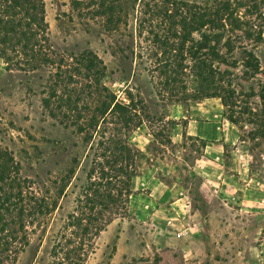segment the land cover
Masks as SVG:
<instances>
[{
  "label": "rangeland",
  "instance_id": "1",
  "mask_svg": "<svg viewBox=\"0 0 264 264\" xmlns=\"http://www.w3.org/2000/svg\"><path fill=\"white\" fill-rule=\"evenodd\" d=\"M43 1L55 49L67 54L91 51L104 68L103 85L124 103L129 99L132 103L143 102L138 105L143 124L131 134V141L139 147L146 143L139 161L140 181L134 186L127 214L113 220L94 240L84 264H264V100L260 98L264 95V0H122L123 12L115 27L89 14L81 16L85 11L75 3L89 0ZM144 1L213 9L221 3L230 4V18L225 16L211 33L223 34L220 46L227 43L245 48L258 59L260 70L252 77L244 75L242 54L236 55L235 68L216 64L228 71L222 78L224 113L239 129L243 141L240 153L249 164L253 180H239L235 194L227 186L225 190L217 188L215 193H201L200 190L206 192L205 188L198 189L201 179L192 176L179 160L181 157L190 163L200 153L199 144L186 140L174 146L169 142L170 125L161 119L169 113L174 99L165 94L157 97L156 93H161L157 78H150L155 76L152 65L168 57L175 64L190 65L186 51L199 41L200 33L194 31L188 36L183 52L170 50L167 56L156 51L154 56L150 28H139L142 19L150 18L143 16ZM169 8V20L176 23L175 31H180L176 7ZM247 23L258 25L253 29L257 36H244ZM209 30L205 27L203 31L208 34ZM153 31L161 33V29ZM180 37L169 41L177 46L182 42ZM178 71L188 74V70ZM47 75L44 71L7 70L0 59V159L4 155L12 157L23 176L53 194L65 184L64 192L68 194L63 201L64 210H56L34 230L16 264H50V237L61 226L60 216L71 209L94 159L92 150L83 142V134L80 136L73 127L52 118L41 105L46 97ZM187 87L191 89L192 84ZM231 150L226 148L229 159ZM52 181L56 184L49 183ZM159 182H175L185 188L190 202L187 208H167L168 202L148 196L147 187L153 186V193L159 195L163 188ZM247 187L257 193L246 194ZM59 201L61 204L62 199Z\"/></svg>",
  "mask_w": 264,
  "mask_h": 264
},
{
  "label": "trees",
  "instance_id": "2",
  "mask_svg": "<svg viewBox=\"0 0 264 264\" xmlns=\"http://www.w3.org/2000/svg\"><path fill=\"white\" fill-rule=\"evenodd\" d=\"M123 4L122 0L75 3L85 11L81 16L101 18L110 27L120 22ZM169 7H176L180 31H175L176 23L169 20L172 18ZM143 10V16L150 18L142 19L139 28H150L154 56L156 51L161 55L169 54L170 50L183 52V42L188 36L194 31L200 33L199 41L186 51L190 65L175 64L169 57L152 65L155 76L150 78L158 80L161 93H157L158 97L165 94L175 101L217 97L225 105L221 97L222 78L228 71H222L216 64L235 68L236 55L242 54L244 75L252 77L259 72V62L252 51L227 43L220 46L223 34L211 33L213 26L225 16L230 18V4L221 3L213 9L186 3L144 1ZM45 17L43 0H0V59L7 70L47 72L46 97L41 105L52 118L73 127L80 136L83 134V142L93 152L85 182L77 191L71 209L60 216V228L50 237L53 244L49 251L50 264H84L94 240L113 220L127 214L143 156L131 141V134L143 124L138 106L143 102L132 103L129 99L124 103L103 85L104 68L91 51L67 54L55 49ZM156 19L161 20L160 24H154ZM247 25L244 36H257L258 32L253 29L258 25ZM205 27L208 34L203 31ZM154 29H161V33H154ZM177 35H181L182 42L174 46L170 41ZM178 57L185 61L182 55ZM179 69L188 70V74ZM190 83L192 88L188 89ZM260 98L263 101L264 95ZM69 176L68 173L67 179ZM65 186L53 194L44 185L40 187L23 176L12 157L4 155L0 161V264H16L34 230L53 212L64 210L63 201L68 197Z\"/></svg>",
  "mask_w": 264,
  "mask_h": 264
},
{
  "label": "crops",
  "instance_id": "3",
  "mask_svg": "<svg viewBox=\"0 0 264 264\" xmlns=\"http://www.w3.org/2000/svg\"><path fill=\"white\" fill-rule=\"evenodd\" d=\"M169 105V113L161 119L170 125L168 130L169 142L174 146H180L186 140H189L190 142L198 143L200 146V153L190 163L181 157H179V160L181 164L190 170L189 172L192 176L201 179L198 189L205 188L206 191L200 190L201 193H215L217 188L224 187L225 190L227 186L230 187L231 193L235 194L240 186L239 180L253 181L249 176V164L243 160V156L240 153V145L243 141L239 137V129L232 121L226 118L224 105L220 98L173 100V103ZM138 129H141V126L133 133ZM244 143H246L245 140ZM133 144L140 151L146 147V143L142 147H139L134 142ZM227 147L232 149L230 159L226 156ZM140 178L141 174L139 172V175L134 180V186L137 184V180L140 181ZM159 185L163 187L159 195L153 193L155 192L152 191L155 188L153 186L147 187L149 190L147 192L148 196L153 195L155 199H161L166 204L168 202L167 208L169 206L187 208L190 204L186 189L182 186L175 182L172 184L159 182ZM245 193L253 194L257 193V191L247 187L245 188ZM168 195L169 197L166 199ZM160 207H162L161 204Z\"/></svg>",
  "mask_w": 264,
  "mask_h": 264
}]
</instances>
